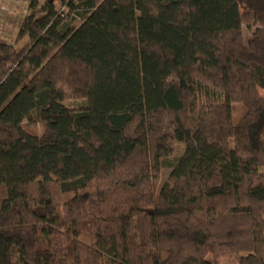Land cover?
Listing matches in <instances>:
<instances>
[{
	"label": "trees",
	"instance_id": "obj_1",
	"mask_svg": "<svg viewBox=\"0 0 264 264\" xmlns=\"http://www.w3.org/2000/svg\"><path fill=\"white\" fill-rule=\"evenodd\" d=\"M26 1L0 264H264V0Z\"/></svg>",
	"mask_w": 264,
	"mask_h": 264
},
{
	"label": "rangeland",
	"instance_id": "obj_2",
	"mask_svg": "<svg viewBox=\"0 0 264 264\" xmlns=\"http://www.w3.org/2000/svg\"><path fill=\"white\" fill-rule=\"evenodd\" d=\"M26 0H0V42H10L16 35L20 20L27 14ZM247 37V33L244 32ZM264 95V91H260ZM69 106H74L72 103H66ZM182 144L177 143L173 157H177L182 152ZM172 158V157H171ZM161 180L166 181L170 185L175 183V180L169 177V170H162ZM228 264V263H225Z\"/></svg>",
	"mask_w": 264,
	"mask_h": 264
}]
</instances>
